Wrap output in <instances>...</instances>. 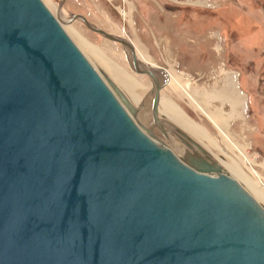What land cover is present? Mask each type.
<instances>
[{
	"label": "water",
	"instance_id": "95a60500",
	"mask_svg": "<svg viewBox=\"0 0 264 264\" xmlns=\"http://www.w3.org/2000/svg\"><path fill=\"white\" fill-rule=\"evenodd\" d=\"M83 21L150 94L131 103L43 0H0V264H264V207L160 119L133 43Z\"/></svg>",
	"mask_w": 264,
	"mask_h": 264
},
{
	"label": "rangeland",
	"instance_id": "374dc122",
	"mask_svg": "<svg viewBox=\"0 0 264 264\" xmlns=\"http://www.w3.org/2000/svg\"><path fill=\"white\" fill-rule=\"evenodd\" d=\"M43 2L92 64L119 87L79 45L78 39L94 48L117 69V74L131 83L137 104L142 97L148 98L149 76L132 70L123 46L89 29L76 16L85 17L96 28L131 40L140 59L168 69L175 80L161 89L159 111H164V102L179 109L203 129L209 147L200 145L220 164L236 160L247 175L257 183L260 181L258 188L264 194V0ZM122 8L125 17L121 15ZM207 114L215 118L241 153L230 147L232 144Z\"/></svg>",
	"mask_w": 264,
	"mask_h": 264
},
{
	"label": "bare ground",
	"instance_id": "6f19581e",
	"mask_svg": "<svg viewBox=\"0 0 264 264\" xmlns=\"http://www.w3.org/2000/svg\"><path fill=\"white\" fill-rule=\"evenodd\" d=\"M82 20L83 18L80 17ZM57 19L59 20V18L57 17ZM60 22V20H59ZM61 23V22H60ZM62 25V24H61ZM115 35V34H114ZM78 39V38H77ZM80 43L79 45H82V48H84L104 69L105 71L114 79V81L119 85V87L122 89V92L125 94V96L129 99V101L131 103H133L134 105H136L138 103V98L137 96H135L132 92H131V83H129L125 77L122 74H117V69L112 67L111 64H109L107 61H105V59H103V57L101 55H99V53H97L94 48L92 47H88L86 45H83L82 42L80 41V39H78ZM85 43V42H83ZM135 48V47H134ZM127 53H128V59L130 61V66L132 68V70L135 71L134 69V65H133V60L131 58V53L130 51H128L126 49ZM136 55V53H135ZM137 59V58H136ZM138 62L141 65H144L150 69H153V71L155 72V74L157 75L160 84L162 85L163 89L171 80H175L174 77L169 74L165 69L161 68V67H157L154 65H151L147 62H142L140 60H138ZM92 64V63H91ZM101 74H103L102 71H100L97 66H95L94 64H92ZM114 65V64H113ZM117 67V66H116ZM119 71V69H118ZM105 74V73H104ZM106 75V74H105ZM107 76V75H106ZM108 77V76H107ZM109 78V77H108ZM110 79V78H109ZM111 80V79H110ZM176 84H179L177 81H175ZM178 86H181L180 84ZM119 88V89H120ZM120 89V90H121ZM151 91V87L149 89V93L150 94ZM161 92V90H160ZM190 99L193 100V102L201 109V107L195 102V100L193 99V97H191L190 94H188ZM145 97H142L141 101L139 104L143 103L145 101ZM161 98V95H160ZM160 102V100H159ZM163 107H164V111H162V113L159 111L158 108V114L161 113V116L159 115L160 119L166 123V124H170L173 126H176L178 128H180L182 131H184L187 135H189L192 139H194L196 142H198L199 144H205V142L209 143V140L207 138V136L205 135V133L203 132V129L198 127L197 125H195L194 122H192L191 120H189L188 118H186L185 116H183L179 111V109L174 108L173 105H170L168 102H164L163 103ZM159 107V104H158ZM160 112V113H159ZM206 114V113H205ZM211 122L220 130V132L224 135L225 139L231 143L232 145H230V147H234L236 148L239 152V148L238 146L233 143V141H231V139L229 138V136L226 135V133L223 132V130L220 128L221 126L217 123V121H215L212 117H210L208 114L206 115ZM205 140V141H204ZM207 140V141H206ZM206 145V144H205ZM208 145V144H207ZM206 145V146H207ZM209 147V145H208ZM221 150V149H220ZM241 153V152H240ZM245 158V156H244ZM218 160V159H217ZM247 160V159H246ZM220 162V161H219ZM223 165L224 172H226L227 174H229L231 177H233L235 180H237L263 207H264V194L263 192L258 188V185H260V181L255 182L253 180V178H251L249 175H247L242 168L240 167L239 163L236 160H232L231 162H222L221 163ZM254 171L255 176L259 179V175L258 173Z\"/></svg>",
	"mask_w": 264,
	"mask_h": 264
},
{
	"label": "flooded vegetation",
	"instance_id": "af4514ba",
	"mask_svg": "<svg viewBox=\"0 0 264 264\" xmlns=\"http://www.w3.org/2000/svg\"><path fill=\"white\" fill-rule=\"evenodd\" d=\"M121 15H122V17H125V15H126V12H125V9H121ZM77 17V16H76ZM83 17V16H82ZM83 18H85V17H83ZM119 36V35H118ZM121 37H123V36H121ZM131 41V40H130ZM132 42V41H131ZM133 43V42H132ZM133 45H134V43H133ZM134 47H135V45H134ZM135 53H136V58H137V60H140V61H142V62H147V63H149V64H151V65H154V66H157V67H161V68H163V69H165L169 74H171V72L168 70V69H166L165 67H163V66H158V65H156V64H154V63H152V62H149V61H147V60H145L144 58H142L141 57V59H140V57H138V55H137V51H136V48H135ZM128 54V53H127ZM169 84V83H168Z\"/></svg>",
	"mask_w": 264,
	"mask_h": 264
},
{
	"label": "crops",
	"instance_id": "0c3cea01",
	"mask_svg": "<svg viewBox=\"0 0 264 264\" xmlns=\"http://www.w3.org/2000/svg\"><path fill=\"white\" fill-rule=\"evenodd\" d=\"M160 115V114H159Z\"/></svg>",
	"mask_w": 264,
	"mask_h": 264
}]
</instances>
